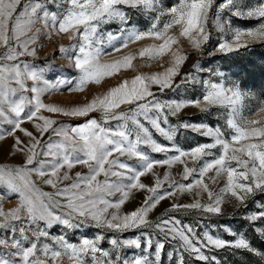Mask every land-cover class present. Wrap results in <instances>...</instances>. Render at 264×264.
I'll return each instance as SVG.
<instances>
[{"label":"snow or ice","instance_id":"snow-or-ice-1","mask_svg":"<svg viewBox=\"0 0 264 264\" xmlns=\"http://www.w3.org/2000/svg\"><path fill=\"white\" fill-rule=\"evenodd\" d=\"M20 4L0 0V141L11 137L10 151L20 157L18 165H0V264H163L164 257L168 264H222L220 251L246 252L264 262V251L230 226L219 228L233 240L214 235L217 226L204 222L222 215L226 204L247 207L250 199L264 196V98L244 92L227 70L194 65L195 72L181 71L189 60L182 41L203 54L212 38L210 19L218 33L231 38L208 55L230 56L264 44V0L255 5L245 0L167 5L163 0H26L18 11ZM225 12L230 16H222ZM232 17L259 24L236 28ZM110 24L117 25L115 31L105 28ZM41 34L67 38L59 52L76 75L52 83L44 75L53 70L50 65L23 59L37 56ZM145 40L152 43L124 52ZM117 53V59L104 61ZM137 58L163 71L137 74L80 106L44 103L45 95L64 86L70 85V93L83 92L90 83L132 68ZM206 71L208 78L202 75ZM189 89L191 97L161 99L168 91L179 97ZM246 100H256L255 108ZM122 105L129 107L121 110ZM189 109L209 116L223 110L224 126L184 119ZM56 115L82 123L60 122ZM152 130L168 143L155 139ZM189 132L209 142L181 147L177 137ZM177 165L179 180L171 171ZM78 166L87 171L73 173ZM158 168L166 170L161 175ZM134 191L145 193L144 200L122 211ZM13 196L16 206L5 210L3 202ZM186 196L190 202H181ZM166 200L171 203L151 219ZM256 204L258 211L244 217L250 224L264 222V201ZM180 212H196L201 219L184 223L175 215ZM53 227L63 234H52ZM89 229L96 230L94 236L82 235L78 244L67 238ZM130 231L137 234L125 237ZM256 231L264 236V229ZM166 243H171L167 252Z\"/></svg>","mask_w":264,"mask_h":264},{"label":"rangeland","instance_id":"rangeland-1","mask_svg":"<svg viewBox=\"0 0 264 264\" xmlns=\"http://www.w3.org/2000/svg\"><path fill=\"white\" fill-rule=\"evenodd\" d=\"M26 0H21V4L18 8L22 10L24 3ZM221 0H217V3H220ZM260 0H245L246 4L255 5L259 3ZM165 5L176 3V0H163ZM214 11V10H213ZM211 15V14H210ZM222 16H230V13H223ZM141 19V23L143 24V18ZM232 24L233 27L240 28V29H250L255 28L258 26L259 21L257 20H245V19H238L236 17H232ZM37 27H40L37 25ZM208 27L212 33V38L209 45H206V51L203 54L198 55V61L192 64L187 72H195L194 65H201L206 66L207 69H222L227 70L233 73V79L237 81L241 85V88L244 92L250 94L251 96L256 97L257 99L264 98V44L259 42L252 44L250 47V51L241 50L240 53H233L230 56H223L220 53H216L215 55H208V52L212 50V47L216 45L218 42H222L223 39H230L231 34L229 33L228 36H223L221 33H218L213 27L211 19L209 20ZM105 28L109 31H115L117 28L116 24L106 25ZM151 40L141 41L136 45H131L128 49H125L124 52H132L135 53L139 47L146 46L151 44ZM69 41L66 37H57L53 35L51 38H46L43 34L40 35L38 39V44L35 46L37 49V56L33 57H25L27 62L30 64L40 66V67H47L50 65L52 71H46L44 73L45 78L51 81L52 83H56L57 78H71L72 76L76 75L74 69L72 68L71 64L63 58V54L59 52L60 45L67 46ZM184 51L191 55L196 53L187 41H182ZM4 49L0 48V52ZM121 54L117 53L113 56H106L104 57V61H113L117 59ZM146 59V58H145ZM166 66V65H165ZM244 71H241V69ZM163 71V68L159 67L158 64H152L151 66H145V60L141 58H137L133 61V67L129 69H122L120 72L110 76L105 77L101 80L99 84L90 83L85 91L83 92H75L70 93L67 91L68 86L61 87L58 91L53 92L50 95H45L43 97L44 103L46 104H53L61 107H74L80 106L87 102H90L92 99L98 96L105 95L108 91L112 88L117 87L120 83L125 80L131 81L137 74H146V73H155ZM204 78H208L209 73L206 71L202 74ZM179 79V77L177 78ZM27 83L31 84V81ZM30 95V94H28ZM192 96L191 89L187 93H180L179 97L176 93L172 91L166 92L161 99H172V98H188ZM245 104H251L253 109L256 106V100H246ZM129 107L128 105H122L121 110ZM213 115H206L200 113L196 109H189L186 110L185 113H182V117L187 120H192L196 122H205L211 123L213 125H220L221 127L224 126V115L221 113L223 110H213ZM245 114H248V109H245ZM45 115H51L45 113ZM92 116L96 117L97 119L100 118L101 113L93 112ZM60 122L70 123V124H78L82 123V120H73L67 117H62L56 115L53 117ZM174 119V118H173ZM115 121H112L109 126L115 125ZM4 127H8L4 125ZM24 127L28 128L29 130H33L32 125L26 123ZM153 137L157 139L161 143H168V141L164 140L162 136L152 130ZM17 135H21V133H17ZM47 139V136L44 137ZM178 143L181 147L190 148L195 146L198 143L209 142L206 138L199 136L198 134L193 133H185L184 135L177 137ZM43 142V141H42ZM13 140L11 137L0 141V165H18L20 163V157L18 155H14L10 149L12 146ZM155 158H163V154H153ZM166 169L158 168L157 171L164 173ZM75 171L86 172L87 169L78 166L73 170ZM172 175L179 180L180 177L177 173L180 171V166H174L172 168ZM35 180V176L32 177ZM144 182L151 183V178L146 177L144 178ZM167 185H165L166 187ZM43 191L51 192L53 189L47 185H40ZM0 191H3L0 189ZM145 193L143 192H133L132 199L124 206L122 211H131L138 207L142 201L144 200ZM191 197H183L181 202H190ZM257 201H264V196L257 195L255 198L250 199L247 207H239L235 208L231 204H226L223 206V214L220 216H213L211 218H205V223L215 224L217 226V231H214V235H220L221 238L227 240H233L235 237L229 235L227 232H224L222 228H219L220 225H228L231 227L232 231L243 235L254 247L261 249L264 251V236H261L259 232L256 231L257 228L264 229V222L256 221L255 223L250 224L244 217L252 212L258 211L257 208ZM17 199L15 196L6 199L3 202V206L5 210L11 209L16 206ZM171 203L170 200H166L162 202V206L157 209V211L153 214H150L151 219H155L164 208H166ZM177 217L184 223H189L196 225L197 222L201 219L199 213L191 212H180L176 213ZM166 218V217H165ZM63 229L60 227H53L51 229L52 234L60 235L63 234ZM95 229H89L87 232H83L82 230L76 233H69L68 239L72 243L78 244L80 242L81 236H87L88 238H92L95 234ZM139 231V230H137ZM136 232H126L124 236L127 238H132L136 235ZM176 243V242H172ZM107 247V245H104ZM171 249V243H166L165 252ZM217 255L221 258L222 264H264L259 260V257L253 256L246 252H240L236 255H233L231 251H220ZM163 264H168L166 257L163 258Z\"/></svg>","mask_w":264,"mask_h":264},{"label":"trees","instance_id":"trees-1","mask_svg":"<svg viewBox=\"0 0 264 264\" xmlns=\"http://www.w3.org/2000/svg\"><path fill=\"white\" fill-rule=\"evenodd\" d=\"M198 53H193L191 55H189V60L185 63V65L183 66V68L181 69L182 73L183 72H187V70L189 69V67L194 64L196 61H198Z\"/></svg>","mask_w":264,"mask_h":264}]
</instances>
